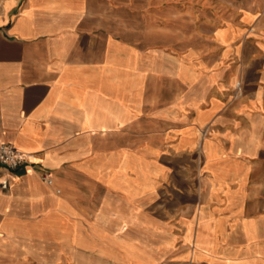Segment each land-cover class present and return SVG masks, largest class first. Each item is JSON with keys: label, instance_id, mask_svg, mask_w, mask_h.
Listing matches in <instances>:
<instances>
[{"label": "crops", "instance_id": "obj_1", "mask_svg": "<svg viewBox=\"0 0 264 264\" xmlns=\"http://www.w3.org/2000/svg\"><path fill=\"white\" fill-rule=\"evenodd\" d=\"M0 141V264H264V0H0Z\"/></svg>", "mask_w": 264, "mask_h": 264}, {"label": "built area", "instance_id": "obj_2", "mask_svg": "<svg viewBox=\"0 0 264 264\" xmlns=\"http://www.w3.org/2000/svg\"><path fill=\"white\" fill-rule=\"evenodd\" d=\"M33 164L28 154L16 149L13 145L0 141V166L6 172L13 173L19 169ZM45 182L51 185L53 183L51 175L44 176ZM10 188V181L7 177H0V191H7Z\"/></svg>", "mask_w": 264, "mask_h": 264}]
</instances>
